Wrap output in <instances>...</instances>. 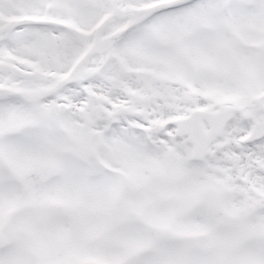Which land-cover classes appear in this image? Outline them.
<instances>
[{"label":"snow or ice","instance_id":"obj_1","mask_svg":"<svg viewBox=\"0 0 264 264\" xmlns=\"http://www.w3.org/2000/svg\"><path fill=\"white\" fill-rule=\"evenodd\" d=\"M0 264H264V0H0Z\"/></svg>","mask_w":264,"mask_h":264}]
</instances>
